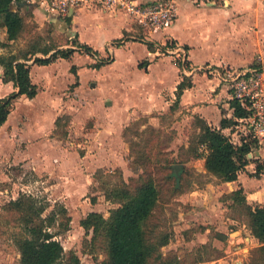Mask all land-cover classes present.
I'll use <instances>...</instances> for the list:
<instances>
[{
    "label": "rangeland",
    "instance_id": "1",
    "mask_svg": "<svg viewBox=\"0 0 264 264\" xmlns=\"http://www.w3.org/2000/svg\"><path fill=\"white\" fill-rule=\"evenodd\" d=\"M37 1L28 0L22 7L24 30L12 44L0 42L6 52L2 54H29L33 59L73 46L71 33L56 20L46 18ZM105 21L111 22L110 17ZM134 27V39L138 41L149 30ZM2 35L10 41L0 27ZM124 43L115 41L106 57L94 54V60H86L78 50L81 54L73 57L74 63L84 61L82 66L89 68L82 69L83 85L76 91L80 84L70 83L77 78L68 68L72 60L60 58L47 70L41 68L44 65H34L33 80L44 88L35 102L25 97L15 99L12 128L20 123L19 132L22 129L27 137L37 136L42 132L37 126L46 123L48 103H60L63 96L70 100L66 104L73 114H64L52 134L57 139L51 142L50 151L59 150V155L17 154L16 150L22 146L24 149L28 142L24 143L20 133L14 131L11 137L17 148L13 149L7 137L9 130H0V264H20L18 240L27 233L22 210H17L12 201L23 197L35 200V210L45 206L39 217L35 215L34 223L43 224L63 244L65 256L56 264H71L73 256L79 258V264H103L108 258L105 238L94 239L92 232L86 233L82 219L91 211L109 217L111 210L120 205L113 194L116 186H123L125 181L134 189L149 177L157 184L159 200L146 223V232L153 241L162 233L169 236V241L146 264H264V255L257 250L259 244L245 224L247 218L232 207L227 194H216L221 180L205 168L206 147L200 146V158H191L186 151L198 131L195 120H187L186 111L180 113L176 102L168 104L170 91L159 94L161 105L139 111L146 104L140 93L155 89L154 81H145L143 70L134 63L145 55L144 46H123L116 51L113 62L99 69L90 68L102 59L112 60L113 47ZM44 49L51 51L46 55ZM33 50L37 51L34 55L30 54ZM171 63L161 57L156 60L151 68L153 78L165 72V83L169 85L175 75ZM51 81L54 86H50ZM3 82L0 65V94L8 96L13 84L6 86L8 82ZM23 115H29L30 120L24 125ZM118 119L123 121L112 126V120ZM118 125L123 126L122 134ZM32 142L37 146L36 140ZM176 164L182 165L179 174L173 169ZM34 213L30 210L29 214Z\"/></svg>",
    "mask_w": 264,
    "mask_h": 264
},
{
    "label": "crops",
    "instance_id": "2",
    "mask_svg": "<svg viewBox=\"0 0 264 264\" xmlns=\"http://www.w3.org/2000/svg\"><path fill=\"white\" fill-rule=\"evenodd\" d=\"M28 1V0H27ZM138 3L151 2L153 0H134ZM174 3L176 9V17L173 22L163 29H149L147 34L141 38V40H135L134 34L135 27L134 24L140 28L143 27L136 23L130 15H126L123 12L115 13L114 10L108 9L106 11L101 9H77L75 11H70L68 15H61L56 12L48 11L47 9L41 7L42 12L49 18V20H56L62 29H66L71 33L70 35L76 40L80 45L86 44L96 51L97 56L106 57L107 51L114 44L115 41L121 43L122 45L114 46L112 60L116 59V51H118L123 46H130V44H142L146 49L144 56H140L134 62L135 66L143 70L145 81L153 80L155 84L154 90H144L145 93H140L141 97H145L144 102H146L144 107L138 108L144 111L150 107L161 105L162 99L159 94L163 91H170L171 99L168 104H172L177 101L176 91L177 86L183 81L185 74L177 63L175 55H165L161 56L160 49H163L166 45H178L186 50L187 60L191 66L203 67L212 66L216 67L222 71L235 69L247 65H252L254 63L264 64V2L261 0H171ZM39 3V0L37 1ZM36 14V10L34 9ZM38 17V15L36 14ZM71 18L70 24L66 22L65 18ZM111 22H106L105 19L109 18ZM41 20V19H39ZM97 20V23L94 22ZM134 24H133V23ZM2 27L5 39L7 37L6 28ZM145 28V27H144ZM114 33V34H111ZM127 34V35H126ZM126 36V37H125ZM125 37V38H124ZM142 40L152 41L155 43L156 47L154 50L150 49L146 42ZM14 41V40H13ZM13 41H6L4 37H0V42H7L12 44ZM3 46V44H1ZM2 46L0 47V54L6 53L3 51ZM80 51L81 49L77 47ZM78 50L68 58L74 60V56L80 55ZM83 56L86 60H94L92 54L81 50ZM98 53V54H97ZM165 58V60L171 61L172 66L175 68V75L169 85H166L165 81L167 73L161 72L158 76L159 78H153L154 74L151 72L153 63L160 57ZM23 61V59H21ZM60 58L53 62L59 61ZM164 60V59H163ZM146 61L149 63L146 64ZM31 65L30 75L32 82L37 85L38 93L43 89V85H38V82L33 80V67L36 63H33V59L27 61ZM52 62V63H53ZM82 61L80 64L71 62L68 66L71 71V67L75 65L77 69L78 81H72L71 84L78 82L82 87V69L87 66L83 65ZM88 62V61H87ZM143 66H140V64ZM89 63V62H88ZM96 62H94L95 64ZM90 64V63H89ZM93 64V65H94ZM48 65V66H47ZM41 66L42 69L47 70L51 67L47 64ZM90 66L92 69H99ZM89 68V67H87ZM101 68V67H100ZM145 71V72H144ZM72 72V71H71ZM73 73V72H72ZM166 74V75H165ZM75 74L73 73V76ZM188 81L191 82V86L185 88L182 92L179 100L177 101V109L180 113L186 111L187 120L194 119L196 116L205 120L210 126L215 128H220V122L222 118L226 117L228 119L235 120L234 109L231 108L229 101L231 100L230 91L228 85L224 82L221 76L217 74L207 73L205 71H197L192 76H187ZM84 80V79H83ZM12 81H8L6 86ZM89 82V81H88ZM5 82H3L4 84ZM13 90L9 93H13L18 90L14 82ZM50 86L55 84L51 81ZM86 84V81H85ZM88 84V83H87ZM66 88V86H65ZM65 88L63 90H65ZM62 90L63 93H65ZM135 90V89H134ZM74 91V92H75ZM57 92V91H55ZM38 95V94H37ZM36 95V97H37ZM0 94V98H3ZM28 98L26 95H21L19 98ZM36 97L30 99L35 102ZM66 100L63 96V100L60 103L53 105V103H48L47 113H44L46 123L45 125H39L38 128L42 132H39L37 136L27 137L25 132L21 129L20 123L18 126L12 128L10 125L11 118L14 112H11L8 116L6 122L0 127V130L7 128V137L12 140V147L15 148L14 139L11 135L14 131H18L25 142H28L27 147L23 149L18 148L16 150L17 154H27V155H59L61 151L56 152L50 151L51 143L56 140L52 134L54 133L57 126V119L61 118L64 114L67 115L69 112L73 114L72 111H68L69 108L66 104ZM77 100H74L76 102ZM30 102V101H28ZM70 100L68 101V103ZM172 102V103H171ZM132 106H128L129 109ZM45 109V108H44ZM137 109V110H138ZM29 115L22 116V124L25 121H30L28 119ZM127 116V115H126ZM130 118V117H129ZM126 117L123 119L125 120ZM110 120V119H109ZM122 119L112 120V126L115 122L121 123ZM114 122V123H113ZM233 125V124H232ZM227 126L222 129L225 135L229 138H236V129L232 126ZM119 126V125H118ZM33 127V126H32ZM36 127V126H35ZM33 129H35L33 127ZM20 130V129H19ZM123 126H119V132L122 134ZM24 133V134H23ZM46 136V137H45ZM37 146L34 145L35 141ZM30 141V142H29ZM23 143V142H22ZM14 144V145H13ZM17 148V146H16ZM48 153V154H47ZM208 153L206 149V154ZM68 166H70L68 164ZM235 190H241L245 195L247 203L253 208L256 206L264 207V178L260 177L254 172V167L250 163L244 165L242 169L238 171V177L233 181H221V184L216 186V194H230ZM215 191V192H216ZM215 196V193H214ZM232 204V200H231ZM253 239L257 240L253 235ZM251 237V238H252ZM257 244H259L257 240Z\"/></svg>",
    "mask_w": 264,
    "mask_h": 264
},
{
    "label": "trees",
    "instance_id": "3",
    "mask_svg": "<svg viewBox=\"0 0 264 264\" xmlns=\"http://www.w3.org/2000/svg\"><path fill=\"white\" fill-rule=\"evenodd\" d=\"M27 0H0V26H4L7 32V39L12 41L19 38L24 30L25 20L21 9ZM71 20V18H68ZM146 42L152 50L156 45L152 41ZM73 46L67 49H57L46 57H33V63L47 65L58 58H70L77 47L87 52L95 54L96 51L86 44H79L76 40L72 41ZM51 49H44L47 55ZM37 51H32L34 55ZM21 58L24 60L22 61ZM32 57L29 54L18 56L15 53L0 54V65L3 66V80L12 81L18 90L6 97L0 98V127L6 122L9 114L13 110L14 101L21 95H26L32 99L38 94V87L32 82L30 70L31 65L27 62ZM109 59H102L95 63L93 67L100 68L109 63ZM149 62L146 61V64ZM144 62L140 64L143 66ZM71 71L75 74L77 81L78 75L76 67L73 65ZM185 76L183 81L177 86L176 96L179 100L185 88L191 86V82ZM77 83V82H76ZM176 101V105L177 102ZM231 108L234 109V116L243 117L247 111L236 99L229 101ZM173 107V106H172ZM171 107V108H172ZM194 126L198 129L197 133L189 141L186 151L191 158L202 157L199 151L200 146L206 147L208 153L205 155L206 170L218 177L221 181H233L238 177V171L247 164L246 153L250 149V144L243 143L236 145L224 134L223 128L235 123V120L222 118L220 128L210 126L205 120L196 116ZM61 119H57L59 126ZM142 176V175H140ZM123 186H116L113 190L118 203L117 208H113L109 217L103 213L91 211L81 224L86 233L92 232L93 238L103 237L108 250V258L103 264H146L148 260L157 254L160 247L167 244L169 236L158 234L157 240L153 241L147 235L146 223L151 218L153 211L159 200V190L155 180L147 178L134 189L130 188L125 181ZM232 200V207L237 208L247 219L245 224L251 234L258 240L257 250L264 255V207H252L247 203L245 195L241 190H235L226 195ZM23 197L12 201L17 210H22V220L25 221L24 227L27 235L18 240L20 250V264H56L65 256V249L61 241L55 237L56 234L49 231L43 224L34 223L35 215L39 217L44 211L45 206H39L36 210L35 200ZM23 209H26L24 213ZM32 210L34 215H30ZM66 209H64V212ZM67 212V211H66ZM71 264H79V258L73 256Z\"/></svg>",
    "mask_w": 264,
    "mask_h": 264
},
{
    "label": "built area",
    "instance_id": "4",
    "mask_svg": "<svg viewBox=\"0 0 264 264\" xmlns=\"http://www.w3.org/2000/svg\"><path fill=\"white\" fill-rule=\"evenodd\" d=\"M264 2V0H261ZM43 8L61 15H68L77 9H112L115 13L130 15L136 23L148 29H163L176 17V9L171 0H153L138 3L134 0H39ZM80 48V47H79ZM81 49V48H80ZM161 54L175 55L185 76L197 71L219 74L228 85L231 99H236L245 108L247 115L236 117L232 125L236 138H230L236 145L250 144L246 153L254 167V172L264 178V64L254 63L235 69L222 71L216 67H194L188 63L186 50L178 45H166ZM246 165V164H245Z\"/></svg>",
    "mask_w": 264,
    "mask_h": 264
},
{
    "label": "water",
    "instance_id": "5",
    "mask_svg": "<svg viewBox=\"0 0 264 264\" xmlns=\"http://www.w3.org/2000/svg\"><path fill=\"white\" fill-rule=\"evenodd\" d=\"M180 166H182V165L176 164L173 166V169L176 170L177 174H179L177 170L180 168ZM220 264H229V263L227 261H225V262L220 263Z\"/></svg>",
    "mask_w": 264,
    "mask_h": 264
}]
</instances>
